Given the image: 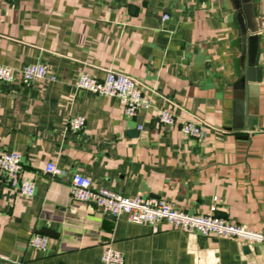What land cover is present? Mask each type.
Here are the masks:
<instances>
[{
	"label": "crops",
	"instance_id": "obj_1",
	"mask_svg": "<svg viewBox=\"0 0 264 264\" xmlns=\"http://www.w3.org/2000/svg\"><path fill=\"white\" fill-rule=\"evenodd\" d=\"M251 10L252 81L232 0H0V65L42 64L55 77L0 82V151L18 153L34 183L27 199L0 173V264H102L107 246L124 264H264L261 243L132 224L69 197L80 174L264 234V0ZM106 70L134 78L152 108L126 118L117 99L76 89L80 74ZM164 109L175 126L158 125ZM76 116L85 126L74 133ZM183 120L202 123L203 139L185 138ZM48 162L66 176L46 174ZM33 234L46 251L29 246Z\"/></svg>",
	"mask_w": 264,
	"mask_h": 264
},
{
	"label": "built area",
	"instance_id": "obj_2",
	"mask_svg": "<svg viewBox=\"0 0 264 264\" xmlns=\"http://www.w3.org/2000/svg\"><path fill=\"white\" fill-rule=\"evenodd\" d=\"M167 19V15L162 16L163 21ZM17 79L25 84L41 80L55 82V77L42 64H30L19 70L0 65V82L12 84ZM75 87L98 97L117 99L126 118H133L139 112L152 108L151 100L143 93L139 83L134 78L115 70H106L101 80L88 73H82L76 80ZM157 123L162 127H170L175 126L178 120L171 110L164 109L158 112ZM84 126L85 118L82 116L69 118L66 122L67 129L74 133L81 131ZM180 132L185 138L193 140H201L205 135L202 123L194 120L180 121ZM23 171L24 165L18 153L0 151V173L8 178L10 188L29 199L34 193V183L21 178ZM44 172L55 179L66 176V171L58 168L53 162L45 165ZM69 197L72 201L94 207L103 214L113 217L126 216L128 222L132 224H148L153 228L167 225L204 238H225L264 245V234L253 232L243 225L210 215H190L164 200L124 197L105 188H95L88 177L80 174H74L70 179ZM48 242L46 236L33 234L28 244L35 250L46 251ZM100 259L102 264H124L121 252L110 246L103 249Z\"/></svg>",
	"mask_w": 264,
	"mask_h": 264
},
{
	"label": "water",
	"instance_id": "obj_3",
	"mask_svg": "<svg viewBox=\"0 0 264 264\" xmlns=\"http://www.w3.org/2000/svg\"><path fill=\"white\" fill-rule=\"evenodd\" d=\"M235 10L237 11V21L242 33L246 35V65L248 66L249 80L252 81L251 74L255 69L257 58V37L254 34L252 24L253 14L251 10V0H232ZM246 127L254 125V118L246 117Z\"/></svg>",
	"mask_w": 264,
	"mask_h": 264
}]
</instances>
